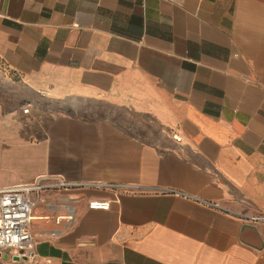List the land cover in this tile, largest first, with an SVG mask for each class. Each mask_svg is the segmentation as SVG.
<instances>
[{"label": "crops", "instance_id": "0c3cea01", "mask_svg": "<svg viewBox=\"0 0 264 264\" xmlns=\"http://www.w3.org/2000/svg\"><path fill=\"white\" fill-rule=\"evenodd\" d=\"M1 83L0 186H118L36 192L0 264H264V0H0Z\"/></svg>", "mask_w": 264, "mask_h": 264}, {"label": "built area", "instance_id": "2783aa9c", "mask_svg": "<svg viewBox=\"0 0 264 264\" xmlns=\"http://www.w3.org/2000/svg\"><path fill=\"white\" fill-rule=\"evenodd\" d=\"M73 185H90L99 188L118 186L115 183L101 181L75 183L51 175H39L31 183L0 186V251H8L19 257L32 255L35 239L30 230V223L36 205L34 194L44 188ZM89 206L108 209L110 200L94 198L90 200ZM251 219L264 223V214L253 215Z\"/></svg>", "mask_w": 264, "mask_h": 264}, {"label": "water", "instance_id": "95a60500", "mask_svg": "<svg viewBox=\"0 0 264 264\" xmlns=\"http://www.w3.org/2000/svg\"><path fill=\"white\" fill-rule=\"evenodd\" d=\"M246 236H250V237H252V241H251V243H252L253 245H255V246H260V245L262 244L261 238H260V236H259V234H258V232H257V230H256L255 227H247V228H245V229L243 230V232H242L241 237H242L243 240H247V239H246ZM0 254H1V251H0ZM15 257H16L17 259L20 258V257L17 256V255H15Z\"/></svg>", "mask_w": 264, "mask_h": 264}, {"label": "rangeland", "instance_id": "374dc122", "mask_svg": "<svg viewBox=\"0 0 264 264\" xmlns=\"http://www.w3.org/2000/svg\"><path fill=\"white\" fill-rule=\"evenodd\" d=\"M5 89V91H4ZM10 90L8 87H5L4 84H0V97H2L3 95L5 94H9ZM10 107L6 108L5 106L0 108V136L3 135V127H4V124H3V116H4V113L6 112V110H9ZM26 110V109H25ZM0 143H1V140H0ZM2 151V150H1ZM0 151V153H1ZM2 174V172H0V175Z\"/></svg>", "mask_w": 264, "mask_h": 264}]
</instances>
